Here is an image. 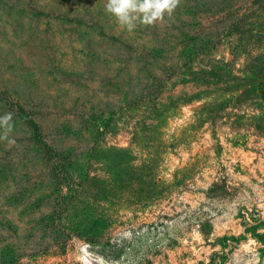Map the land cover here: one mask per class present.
<instances>
[{
  "label": "rangeland",
  "instance_id": "obj_1",
  "mask_svg": "<svg viewBox=\"0 0 264 264\" xmlns=\"http://www.w3.org/2000/svg\"><path fill=\"white\" fill-rule=\"evenodd\" d=\"M105 4L0 0V92L60 155L48 156L0 95L15 141L0 140V256L264 264V112L228 103L222 118L192 125L199 107L243 94L224 92L230 75L198 69L247 68L230 45L255 35L264 50V0H181L172 19L131 33ZM241 20L246 36L231 33Z\"/></svg>",
  "mask_w": 264,
  "mask_h": 264
},
{
  "label": "trees",
  "instance_id": "obj_2",
  "mask_svg": "<svg viewBox=\"0 0 264 264\" xmlns=\"http://www.w3.org/2000/svg\"><path fill=\"white\" fill-rule=\"evenodd\" d=\"M243 25L242 20L233 23L230 28L231 33H238L239 35L246 36L248 34L246 31H237L239 26ZM234 29V30H233ZM256 39L255 35H251L249 38L244 37L239 39L237 43H231L230 45V53L233 57H244L246 62L249 64L247 68L244 69H236V67L228 68V67H219L218 69H205L200 68L198 69V76L202 79L207 78L208 75H204V73H208L209 75L213 74L216 78H227V75H230L231 78H228V88L224 89V92L228 94H234V93H240L243 91V94H241L238 97H235L233 99H228L222 102V104H217L216 106H201L197 110H195V123H207V122H213L214 120L222 118L224 116L225 109L230 107L233 108H243L248 107L252 105L253 110L264 112V50L261 49L262 47L256 46L254 40ZM195 70V69H193ZM236 73H242L249 76H252L255 80L261 79V82L259 81V85L257 86V81H252L249 84L242 85L243 79L240 78V76H237ZM249 82V81H245ZM253 89V90H252ZM0 95L2 99H4L8 105L12 106L18 117L23 121V123L30 129L32 132L33 139L37 142V144L45 151V153L50 156L59 159L60 155L58 151L52 147L47 139V136L43 132L42 126L37 122L35 116L26 110L21 103L18 101L13 100L11 97L7 96L4 91L0 92ZM148 96V95H146ZM145 96V97H146ZM151 97V95H149ZM256 97V98H255ZM200 100V99H197ZM194 102V101H192ZM230 105H229V104ZM227 106V107H226ZM152 107H150L151 109ZM155 110L154 108L152 109ZM262 128V127H259ZM261 131L263 129H260ZM59 168V169H57ZM55 172H57L60 176H64L65 174V165L58 164L55 166ZM72 195H74V189L72 187H69L68 189ZM73 192V194H72ZM76 192V191H75ZM67 208V203L64 202L63 198L55 207L53 211V216L50 219V223L52 226H54L57 223V214L61 213V210H65ZM76 235V234H74ZM73 234H69L67 236V241L71 240L72 237H74ZM79 239H84L80 234L76 235ZM61 237H54L55 240H60ZM86 239V238H85ZM88 241L91 240V242H95V239H87ZM39 254V253H36ZM22 253H14L12 257H8V255H3L2 261H0V264H23Z\"/></svg>",
  "mask_w": 264,
  "mask_h": 264
},
{
  "label": "clouds",
  "instance_id": "obj_3",
  "mask_svg": "<svg viewBox=\"0 0 264 264\" xmlns=\"http://www.w3.org/2000/svg\"><path fill=\"white\" fill-rule=\"evenodd\" d=\"M181 0H106L105 11L113 16L119 27L127 32H133L138 25L153 26L172 19ZM13 113L6 112L0 116V140L9 144L15 141L9 139L12 131Z\"/></svg>",
  "mask_w": 264,
  "mask_h": 264
}]
</instances>
